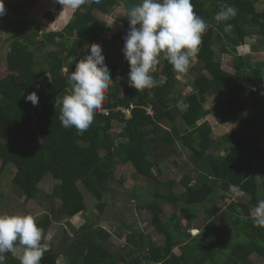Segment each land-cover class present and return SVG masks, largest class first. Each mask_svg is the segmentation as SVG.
<instances>
[{
  "label": "trees",
  "instance_id": "trees-1",
  "mask_svg": "<svg viewBox=\"0 0 264 264\" xmlns=\"http://www.w3.org/2000/svg\"><path fill=\"white\" fill-rule=\"evenodd\" d=\"M37 1L4 0L6 14L0 17L12 33L0 57V72L2 66L7 71L0 75V189L10 166L13 184L25 200L41 196L39 185L45 176L53 180L51 193L44 196L51 203L58 201V207H50L36 220L43 229L42 244L49 248L40 264H253L252 255L264 258V228L254 226L251 215L257 201L264 199V61H253L227 43L233 38H255L251 53L264 52V0H191L209 27L188 69L191 92L184 96L177 92V74L162 58L151 73L154 87L136 91L128 86L129 65L124 56L119 60L116 51L128 30V9L139 0L85 3L47 39L41 37L38 24L24 16ZM221 3L237 9L228 21L233 25L230 34L215 20ZM119 7L126 14L122 27L107 39L103 36L107 24L94 12L110 14ZM43 19L52 21L53 15L46 12ZM92 43L102 47L112 84L89 129L77 133L61 126L53 105L58 95L69 90L62 69L74 71L69 58L79 61L88 54L85 46ZM223 55L232 58V73L223 69ZM31 92L39 97L37 106L25 101ZM211 97L223 99L211 110L219 124L238 125L218 140L212 138L206 122L205 103ZM179 103L184 105L182 111ZM123 109L130 110L129 118ZM116 126L120 131L113 133ZM179 146L188 152L191 169L179 181L167 182L168 194L154 192L151 202L137 206L151 213L149 225L163 238L161 245L144 230L121 222L115 233L121 245L114 248L112 234L105 228L78 219L88 209V199L97 213L105 212L108 183L119 164H129L137 176L160 183L167 160L181 155ZM116 185H123L120 178ZM177 187L183 191L181 208ZM231 188L238 190L241 202L226 205V230L216 218L222 212L218 202L225 201ZM163 204L175 210L165 219ZM198 219L200 227L195 226ZM57 221H70L74 236L68 241L65 235L55 246L45 237ZM192 230L197 235L191 236ZM4 255L5 264H19L13 253Z\"/></svg>",
  "mask_w": 264,
  "mask_h": 264
},
{
  "label": "clouds",
  "instance_id": "clouds-1",
  "mask_svg": "<svg viewBox=\"0 0 264 264\" xmlns=\"http://www.w3.org/2000/svg\"><path fill=\"white\" fill-rule=\"evenodd\" d=\"M56 3L63 9L75 10L85 3L100 4L101 0H56ZM5 14L4 0H0V17ZM236 15L234 6L220 4L215 20L224 25V33L232 32L233 25L228 21ZM127 19L129 26L122 53L129 65L128 86L136 91L155 86L151 73L160 58L172 66L177 78L186 74L209 27L194 11L191 0H141L128 9ZM85 47L88 54L82 59L69 58V65L75 63L74 71L70 72L68 67L62 69L69 90L63 96L58 95L53 105L59 111L61 126L73 128L77 133L89 129L96 111L103 106L106 90L112 84L102 47L97 43ZM25 101L37 106L39 97L36 92H31ZM251 215L254 226L264 228V199L257 201ZM42 239L43 229L32 215H0V264H5V253L15 255L17 248L22 250L17 257L19 264H40L49 251Z\"/></svg>",
  "mask_w": 264,
  "mask_h": 264
},
{
  "label": "rangeland",
  "instance_id": "rangeland-1",
  "mask_svg": "<svg viewBox=\"0 0 264 264\" xmlns=\"http://www.w3.org/2000/svg\"><path fill=\"white\" fill-rule=\"evenodd\" d=\"M139 2H141V0H139ZM46 12H50L53 15L52 21L43 19V14H45ZM73 12L74 9L71 8L63 9L61 5L56 3V0H53L49 4H45L43 0H38L33 7H28L26 9L24 16L27 19L33 20L35 24H38L41 30V37L47 39L48 37H51L55 33L59 32L61 28L66 25ZM125 15V9L123 7L117 8L110 14H107L105 12H94V16L97 19L107 24L106 32L103 35L107 39L118 33V31L122 27L121 21L123 20ZM11 34V30L0 19V57L6 49V41L9 39ZM251 40L254 41L255 38ZM239 41L240 39L238 40V43ZM227 43L228 45L232 46L236 45L232 43V41H229ZM123 45L121 48L120 45H117L118 49L116 51V54L119 55L120 61L123 57ZM236 50L238 51V53L244 56H249L253 61H264V53H250L245 49L243 50L242 45H238L236 47ZM221 60L223 69L232 73V58L228 55H223L221 57ZM193 64L194 63L192 62L191 65ZM121 67L124 68V64H122ZM246 70H250V68H247ZM6 74L7 71L2 66L0 72L1 77H4ZM159 74L161 75V79H165L166 73L163 72L161 68H159ZM189 78L190 77L187 73L182 74L180 78H177L179 82L177 92L181 96H184L191 92L188 84ZM222 100L223 99L219 97H211L208 98L205 103V109L208 112L206 122L211 126L212 138L214 140H218L223 134L235 131L238 127L236 123L224 125L219 124V120L211 112V110H213V108ZM178 107V109L182 111L184 105L182 103H179ZM128 111L130 114V110ZM148 113H150V108L148 109ZM112 130L113 133H117L120 131V128L116 126ZM179 151L181 155L178 156V158L171 157L170 160H167V164H165L164 166V174L158 177L160 183L152 182L149 179L137 176L135 174V171L129 164H119L114 172V180L108 183V188L110 191L104 198V201L106 203L105 212L102 215L97 213L95 206L91 204V201L88 199L89 201L87 200L86 202L88 209L78 219L83 222H88L95 227L105 228L109 233L112 234L110 241L114 248H117L121 245L120 240L117 238V235H115V233L121 230V222L125 223L127 227H130L132 229L144 230L156 244L161 245L163 243V238L157 235L149 225L152 217L151 213L145 210H138L137 206L141 205V203L144 204L145 201L151 202L150 197H152L154 192L168 194L169 188L167 187V182H169L170 180L179 181L182 177V174H184L187 168L191 169L192 166L188 162V152L181 146H179ZM173 161H177L178 164L176 165V167L172 164ZM108 166L110 168V165ZM14 177V169L12 166H10L4 173L2 178V188L0 189V215H32L35 220H38L45 213H48L50 207H58V201H54L51 203V200L47 199L44 196L45 194H50L54 186V182L49 175L45 176L44 180L39 185L42 191L41 196L38 199L27 198V200H25V197L21 194L20 190L13 184ZM119 178L123 182L122 186L116 185V181H118ZM176 191L178 192L177 195L179 197L178 208H181L183 206V204L181 203L183 200V191L181 187H177ZM239 194L240 193L238 192V190L231 188L225 195V201L218 202L222 212L218 214L216 218L217 224H219L222 228L226 227V230H228L229 225H227L226 222L227 217L223 215L224 209L230 202H241ZM161 207L162 219L169 217L172 212L175 211L171 206L166 204L161 205ZM176 213L177 216L180 217L179 211H177ZM68 224L73 226L70 221L53 222L48 229L45 241L53 242L56 246L59 244V242H61L65 235L68 241L72 240L74 232ZM196 225L199 227L201 226L199 219L195 222V226ZM197 233V230L190 231L191 236H195L197 235ZM21 252V249H17V253L15 254V256L18 257ZM174 252L176 254L179 253L177 247L174 249ZM250 259L252 260L253 264H264V258H260L256 255H252Z\"/></svg>",
  "mask_w": 264,
  "mask_h": 264
},
{
  "label": "crops",
  "instance_id": "crops-1",
  "mask_svg": "<svg viewBox=\"0 0 264 264\" xmlns=\"http://www.w3.org/2000/svg\"><path fill=\"white\" fill-rule=\"evenodd\" d=\"M45 2V4H49L51 3L53 0H43ZM39 3V2H38ZM41 8V7H40ZM69 21V20H68ZM67 24V23H66ZM62 29V28H61ZM232 43L236 44L235 46H232V45H229L230 48H235L238 46V45H242L243 47V50L245 49L246 51L250 52L252 51V45L254 44V41L251 40V39H245V40H242V41H239L238 43V39H231ZM238 43V44H237ZM257 53H264V52H257ZM224 135V134H223ZM222 136V135H221Z\"/></svg>",
  "mask_w": 264,
  "mask_h": 264
},
{
  "label": "built area",
  "instance_id": "built-area-1",
  "mask_svg": "<svg viewBox=\"0 0 264 264\" xmlns=\"http://www.w3.org/2000/svg\"><path fill=\"white\" fill-rule=\"evenodd\" d=\"M123 113L125 114L126 117H129V111L128 110H123Z\"/></svg>",
  "mask_w": 264,
  "mask_h": 264
}]
</instances>
